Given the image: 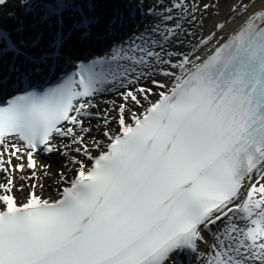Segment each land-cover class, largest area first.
<instances>
[{
  "label": "snow or ice",
  "instance_id": "obj_1",
  "mask_svg": "<svg viewBox=\"0 0 264 264\" xmlns=\"http://www.w3.org/2000/svg\"><path fill=\"white\" fill-rule=\"evenodd\" d=\"M225 2L228 14L197 37L188 27H203L219 0H137L138 32L43 90L32 77L71 64L68 40L91 26L96 0H22L35 31L0 22V87L5 58L29 85L0 105V264H264V0ZM109 76L126 90L117 115L98 118L118 128L88 144L89 98ZM57 138L82 158L69 161L75 176L50 202L23 175L17 188L9 166L35 180L34 155L60 152ZM26 189L18 202L14 190Z\"/></svg>",
  "mask_w": 264,
  "mask_h": 264
},
{
  "label": "bare ground",
  "instance_id": "obj_2",
  "mask_svg": "<svg viewBox=\"0 0 264 264\" xmlns=\"http://www.w3.org/2000/svg\"><path fill=\"white\" fill-rule=\"evenodd\" d=\"M133 1L134 0H96L95 7L91 8L90 10L88 9V15L92 14V15H95L97 17L98 16L99 17L108 16V17H112L113 19H116V15H119V14L124 15L126 13V10H127L126 9V5H127V3L129 4V3H132ZM19 2H20V0H8V3L5 6H3V8H0V22H2L3 25L9 27V29L11 31L14 30L17 27L18 23L21 22V21H23V23L26 26L27 25H35V29H30V31L39 30L41 28V26L38 24V22L32 16L28 17V16H24L23 14L19 13V12H21V9L19 8L20 7ZM205 2L212 3L213 0H200L201 4L205 3ZM117 7H119V8L117 9ZM228 8H229V4L227 2H225V0H219L218 9L217 8H210L208 10V12L205 13L206 18L203 21V27H201L199 24H196V25H193L191 27H188V31L196 34L197 37L207 36V34L211 31L214 22L217 21V20H221L222 21L224 19V17L228 14ZM134 11H135V9H134ZM217 12L219 13L218 15L216 14ZM12 13L14 14L13 16H12ZM137 13H138V15H140L139 12H137ZM197 15L199 16V13H197ZM31 20H32V22H31ZM132 21L133 20H131V21L128 20L126 22H122V26H124V27L128 26L130 23H132ZM238 23H239V21H236V22L230 24L229 28L225 29V33H222L221 35H226L231 30V28L236 27V25ZM97 26L98 27H95L96 31L100 30L101 32H106L107 29H106V27L104 25L98 24ZM106 40H109V38H107ZM103 42L105 44L107 43V41H105V40ZM192 42H193V44H195L196 40L193 39ZM118 44H119V41L116 42V43H111V45H109V49H111L112 46H116ZM186 46H187V44H186ZM215 46H216V41L213 40L212 43H210L208 45L207 49H204L202 52H200V55H202V56L208 55L209 54V50L214 48ZM114 67H116V65L112 66L111 69L115 70L116 68H114ZM109 81L110 82L105 84L104 87L102 88L103 91L97 93L98 97L102 96L103 98L95 99L94 103H95V106H96L95 107L96 110H99V108H103L104 110H106L107 107L104 105L105 103L110 102V104H113L114 101L115 102H117L119 100L122 101V97H121L120 93L125 91L126 88L121 87V84H120L119 81H112L111 80V76H109ZM125 84H126V81H125ZM141 84H144V86H146V87L149 86L144 81H141ZM138 85H140V84H138ZM153 91L154 92H158L160 90L154 88ZM155 99H157V96H155V95H152V96L149 97L150 101H155ZM142 103L144 104V107H147L149 102L142 100ZM110 109H112L113 112L115 111L114 108H110ZM108 110H109V108L107 109V111ZM133 110H135L138 114H140V113H142L144 111V108L137 106ZM99 125L101 126V125H103V123H101ZM96 127H98V126H96ZM117 128H118V126H117ZM117 128H116V130H117ZM64 140H66L65 144L70 142L68 139H64ZM85 142L87 143L86 140H85ZM63 143L64 142H62V144ZM106 143L107 142H105V144ZM92 154H96V151H95L94 148L92 149ZM97 155H98V151H97ZM57 156H60L59 152L46 153V158H44V159L42 158V159L39 160L34 155V158L37 161V169H36L37 173L36 174L37 175L39 174L40 178L42 177L43 179H45L46 182H48L49 177L51 178V180L56 179L54 177L55 175L53 174L52 170L56 166V162L55 161H57V160H56L55 157H57ZM5 159H7V157H5ZM50 159H53V161H54L53 164H47L48 162H50L49 161ZM20 162H24L26 164V160L25 161H17L15 158L12 159V164L13 165H15L17 163H20ZM89 167H91V164H90ZM9 168H10V171L12 172L13 179H16V178H18L20 176V172L13 171L11 166H9ZM26 170L27 169H25V171ZM25 171L23 173H25ZM51 171H52L53 175H45V172H47V174H48ZM23 173H21V174H23ZM65 175H67V174H65ZM6 176H8V173H7ZM39 181L40 180L38 179L37 183H40ZM58 182L59 181L57 180L56 183H58ZM44 187L46 188L45 192H47L46 193L47 197H51V196L54 195V193L51 192V190H50L48 185L45 184ZM40 193H42L43 196L45 194L44 191H41ZM13 194L16 196V194L14 192H13ZM42 195L40 194V197ZM25 196H27V194H25ZM16 197H17L18 202H21V203H23L25 201V198H26V197L23 198V197H19V196H16ZM58 197H59V195H58ZM55 198H56V195H55V197L53 196L49 201L50 202L54 201Z\"/></svg>",
  "mask_w": 264,
  "mask_h": 264
},
{
  "label": "rangeland",
  "instance_id": "obj_3",
  "mask_svg": "<svg viewBox=\"0 0 264 264\" xmlns=\"http://www.w3.org/2000/svg\"><path fill=\"white\" fill-rule=\"evenodd\" d=\"M227 6V5H226ZM193 43V42H192ZM187 44V43H186ZM122 101L121 100H119V101H117V102H115V105H114V103L113 104H110V102H108V103H105L104 105L107 107V109L109 108H114V110L116 109V107H118V105L121 103ZM93 105H95L94 104V102H93ZM107 109L106 110H104L103 108H99V110H96V108L94 107V108H91L90 109V112L93 114L90 118H88V119H85V121H84V127H86V128H89V129H91V135H87L86 137H85V140L87 141V143L88 144H91L92 143V141L93 140H99V141H101V142H103V143H105L106 142V138L102 135V133L104 132V131H109V130H111V131H113V130H116V127L118 126L114 121H113V123H111L110 125H108V126H104V124L103 125H99V124H101V123H103V119H100V118H98V117H102L104 114H106L107 113ZM117 115V112H116V110L113 112H111V115H110V119L112 118V117H115ZM96 121V122H95ZM95 122V123H94ZM96 126H98V127H96ZM77 131L79 132V129H77ZM80 135L81 136H85V134L84 133H80ZM58 141V140H57ZM67 144H69L70 145V142L69 143H67ZM75 147H77V146H75V145H70V148H69V150H68V154L67 155H64V150L63 149H61V152H60V156H59V158L57 159V161H56V166L53 168V174L55 175L54 177L56 178V179H53V180H51V178L49 177V180H48V182H46L45 181V179H43L42 177L40 178V175L38 174H36V179H35V181L34 180H32L31 181V179H29V177H30V175H31V172H30V170H26L25 171V173H23V174H21L20 173V175H23L24 176V178H25V183L27 184V185H31V184H33V183H36L37 184V187L35 188V191H36V193L40 196V194L42 195V193H40L41 191H44V196L42 195L41 196V198L42 199H51L53 196L55 197V195H56V193H58V186H59V184L60 183H62L60 180H59V178L57 177V175H56V173H63V175H64V177H65V181H67L68 180V178H70V177H74L75 176V172L73 171V169L71 168V166H74L73 164H71V163H69V161L70 160H72V159H81L82 158V155H77L74 151H73V149L75 148ZM95 149V148H94ZM95 151H98L97 149H95ZM52 171L51 172H49L47 175H53L52 174ZM37 173V172H36ZM65 174H67V175H65ZM44 176V175H43ZM40 180L39 182L40 183H37V180ZM5 180H6V176H5V173H2V174H0V183H4L5 182ZM59 181L58 183H56V181ZM14 183L16 184V187L17 188H19L20 187V180L18 179V178H16V179H14ZM48 185L49 186V188H50V190H51V192H53L54 193V195L53 196H51V197H47V195H46V193L47 192H45L46 191V188L44 187V185ZM41 185H42V187H41ZM27 192V189L24 191V192H16L15 190H14V193L16 194V196H19V197H23V198H25L26 196H25V194H27L26 193ZM25 196V197H24Z\"/></svg>",
  "mask_w": 264,
  "mask_h": 264
}]
</instances>
